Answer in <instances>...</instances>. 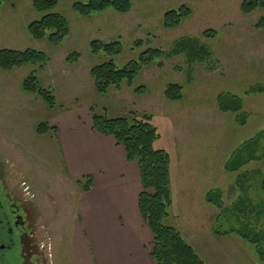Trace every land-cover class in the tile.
<instances>
[{"label": "rangeland", "instance_id": "374dc122", "mask_svg": "<svg viewBox=\"0 0 264 264\" xmlns=\"http://www.w3.org/2000/svg\"><path fill=\"white\" fill-rule=\"evenodd\" d=\"M87 1L61 0L42 12L32 8V0L0 3V49H34L48 60L43 69L26 65L0 71V167L21 175L25 197L34 196L42 237H50L51 261L71 264L69 244L81 190L66 177L57 129L43 136L36 129L40 124L59 127L69 117L87 123L98 115L149 118L159 135L154 148L169 158L172 203L164 224L174 227L204 264H263L254 245L229 233L243 227L241 220L221 214L205 199L219 191L222 210L229 209L243 197L237 175L256 171L259 175L245 185L244 195L253 205L264 202V159L251 161L237 173L224 170L243 143L264 131V31L254 27L263 12L242 15L243 0H129L131 10L126 14L108 9L81 17L73 7ZM181 6L190 9V16L177 28L165 30L163 15ZM48 14H59L68 23L69 34L61 42H50L49 32L41 40L28 32L29 24ZM207 30L216 31L215 37H203ZM182 38L197 39L208 58L190 63L184 54L161 57L140 65L132 83L96 93L89 75L93 67L108 61L118 68L139 63L146 49L167 54ZM93 41L118 43L120 53L92 54ZM137 41L140 48L134 45ZM72 54L77 58L68 62ZM31 74L41 88L52 91L54 108L22 91V82ZM169 84L182 87L180 100L165 98ZM227 94L241 101L238 112L219 109V97ZM263 146L256 156L264 153ZM251 217L248 214L250 227L264 234V218Z\"/></svg>", "mask_w": 264, "mask_h": 264}, {"label": "trees", "instance_id": "16d2710c", "mask_svg": "<svg viewBox=\"0 0 264 264\" xmlns=\"http://www.w3.org/2000/svg\"><path fill=\"white\" fill-rule=\"evenodd\" d=\"M8 1L10 0H0V3ZM60 1L32 0L31 4L35 11L42 12L55 8ZM73 8L81 17H88L93 13H102L108 9H112L118 14H126L131 10V5L129 0H88L86 4H75ZM257 11H262L263 14L254 27L256 30L264 31V0H243L240 3V12L244 16ZM190 14L191 11L186 6L168 11L163 15L162 26L165 30H173ZM27 29L30 36L35 40L43 39L49 32L48 40L52 43L61 42L69 34L67 21L59 14H48L39 21L29 24ZM215 35L216 31L213 30H207L202 34L203 37L211 39ZM134 45L136 48H140L142 43L137 41ZM90 49L92 54L103 52L109 56H114L120 53L118 43L102 44L100 41H93L90 43ZM208 53L206 47L200 44L197 39L182 38L173 44V48L167 54L159 49H146L139 55V63L129 62L118 68L112 61H108L93 67L89 75L96 93L106 94L110 87L119 89L123 82L132 83L139 73L140 65L149 64L161 57H172L180 54H184L190 63L201 62L208 58ZM73 58H77V55L72 54L68 58V62H72ZM47 61L44 53L34 49H0V71L4 73L26 65L43 69ZM22 91L38 96L48 108L52 109L55 106V97L52 91L41 88L34 74L22 82ZM181 91V86L169 84L164 91V96L167 100L177 101L182 97ZM218 100L219 109L223 112L235 113L241 109V101L237 97H231L227 94L222 95ZM239 120L244 123L241 117ZM91 125L94 132L113 138L115 143L123 148L127 161L135 163L138 167L142 187V192L138 198V207L145 225L153 236L150 248V257L153 262L155 264H204L182 235L174 227L164 224V219L168 217V209L172 203L169 158L163 150L154 148V143L159 135L156 128L149 122V118L144 117L140 120L137 118L108 119L104 116L92 115ZM51 131L56 132L55 127H50L48 124H40L36 129L39 136L46 135ZM261 143L264 144V131L243 143L227 161L224 170L228 173H237L251 161L264 159V153L255 155L261 147ZM262 149L264 150V146ZM258 175L259 172L256 171L243 172L237 175L236 185L243 197L233 203L229 209L222 210L223 203L219 191L208 193L205 199L208 204L221 210V214L228 213L233 220H241L243 227L239 230L232 229L229 233H235L241 239L254 245L264 264V249L262 247L264 234L252 229L250 227L251 221L248 220V214H252L255 221L259 220L261 216L264 218V202L253 205L244 195L246 193L245 185L253 181ZM76 184L82 192H87L91 188L92 178H83L76 181ZM261 186L264 191V182ZM214 233L221 236L229 234L218 231H214Z\"/></svg>", "mask_w": 264, "mask_h": 264}, {"label": "crops", "instance_id": "0c3cea01", "mask_svg": "<svg viewBox=\"0 0 264 264\" xmlns=\"http://www.w3.org/2000/svg\"><path fill=\"white\" fill-rule=\"evenodd\" d=\"M57 129L69 182L92 178L79 194L78 220L69 244L71 264H155L153 236L138 207L139 170L114 139L69 117ZM66 122V121H65ZM64 122V123H65Z\"/></svg>", "mask_w": 264, "mask_h": 264}, {"label": "flooded vegetation", "instance_id": "af4514ba", "mask_svg": "<svg viewBox=\"0 0 264 264\" xmlns=\"http://www.w3.org/2000/svg\"><path fill=\"white\" fill-rule=\"evenodd\" d=\"M23 185L16 171L0 167V264H54L34 196L25 197Z\"/></svg>", "mask_w": 264, "mask_h": 264}]
</instances>
